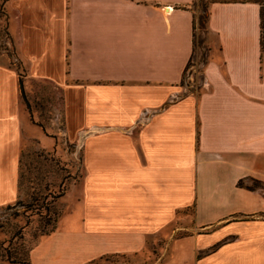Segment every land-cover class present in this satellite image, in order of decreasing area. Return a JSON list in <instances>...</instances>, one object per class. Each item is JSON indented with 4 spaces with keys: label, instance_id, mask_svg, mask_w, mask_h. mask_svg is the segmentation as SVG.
<instances>
[{
    "label": "crops",
    "instance_id": "crops-1",
    "mask_svg": "<svg viewBox=\"0 0 264 264\" xmlns=\"http://www.w3.org/2000/svg\"><path fill=\"white\" fill-rule=\"evenodd\" d=\"M193 1L9 0L20 60L61 89L68 136L102 131L84 148L79 226L59 229L60 217L31 264L53 238L52 264L143 255L190 205L189 232L164 233L149 264H264L263 250L246 248L264 236V220L250 216L264 214L263 188L236 185L264 184V5L210 1L200 90L171 103L192 54ZM21 104L16 70L0 63V206L18 195ZM223 188L236 207L202 215L200 192Z\"/></svg>",
    "mask_w": 264,
    "mask_h": 264
},
{
    "label": "rangeland",
    "instance_id": "rangeland-1",
    "mask_svg": "<svg viewBox=\"0 0 264 264\" xmlns=\"http://www.w3.org/2000/svg\"><path fill=\"white\" fill-rule=\"evenodd\" d=\"M210 1H193L192 8L195 10L194 17L197 26L200 16L203 15L202 3L209 5ZM205 32L203 28H197V41L205 36ZM16 34V21L9 0H0V63L14 68L17 74L20 73L27 102L21 99L22 135L18 170V198L16 197L12 203H9L14 204L21 200L24 205L19 207L21 209L18 213H15V209H5L4 205L0 206V264H14L8 261L7 251L15 253L17 257L24 258L16 264H25L24 261L28 259L30 261V249L47 235L40 231L45 230L48 234L53 232L60 217L59 229L67 230L79 226L77 223V218L81 214L79 204L82 200L83 183L87 171L83 159L84 148L89 139L102 134L101 129L88 128L84 132H79L74 138L68 136L63 121L61 89L49 81L38 80L28 75L27 65L19 57ZM201 56L202 44L196 46L192 64L187 68L184 79L180 83L182 92H172V95L170 94L168 97L169 102L178 100L183 94L193 96L198 89L200 90L203 70ZM242 185V187L247 185L263 188V191L260 190V192H264L263 182L258 183L244 179ZM31 197L38 198L39 203L42 199L50 201L49 211L45 212L41 208V215H38L36 214L38 206L36 208L32 206L33 208L28 210L25 206L32 204ZM199 202L202 207V215L209 214L210 218L213 216L215 219L227 215L239 203L238 195L233 193L232 189L227 188L219 191H201ZM55 212L58 214L54 229L53 225H46L45 222L46 219H53ZM250 216L264 220L262 213ZM194 217V205L178 209L174 221L160 233L159 240L149 241L143 255H103L89 264H131L132 262L136 264L137 259L142 260V264H149L152 262L154 256L151 257V255L155 249L163 248L166 245L167 239L161 238L162 235L164 233L171 234V230L178 226L183 229L177 231L176 236L187 234L193 225ZM233 217L234 220H238L246 218V215L236 213ZM7 218L9 219L6 221ZM257 230L262 231L263 229ZM13 231H19L18 236L12 237ZM205 231L202 229V232ZM57 242L58 239L53 238L41 252L35 253L31 258L34 264H52L55 260L52 259V255L58 254L55 250ZM246 248L264 251V236L257 235L256 238L246 240ZM49 257L51 258L48 259Z\"/></svg>",
    "mask_w": 264,
    "mask_h": 264
},
{
    "label": "trees",
    "instance_id": "trees-1",
    "mask_svg": "<svg viewBox=\"0 0 264 264\" xmlns=\"http://www.w3.org/2000/svg\"><path fill=\"white\" fill-rule=\"evenodd\" d=\"M253 1H256V2H258V3H260L261 4V6H262V9H263V5H264V0H253ZM202 14L203 15H201L200 17V19H199V25L197 26V22H196V19H195V17L193 18V48H192V54H191V57H190V59L188 60V62H187V64H186V66H185V68H184V71H183V74H182V80H181V82L183 81V79H184V76H185V73H186V70H187V68L190 66V64H192V61H193V58H194V53H195V51H196V46L197 45H201L202 44V56L200 57L201 58V61H204V59H205V55H206V52H207V46H206V44H205V36L202 38V39H199L198 41H197V39H196V30H197V28L199 27V28H203L204 29V31H206V21H207V13H206V15H205V12H207V10H208V5H203V3H202ZM261 16H262V10H261ZM204 44V45H203ZM18 82H19V88H20V95H21V99H23L25 102H26V100H25V92H24V88H23V81H22V76H20V73H18ZM27 103V102H26ZM20 157H21V151H20V156H19V167H20ZM250 180H253V181H256V182H258V183H262L261 181H259V180H256V179H253V178H249ZM18 180H19V176H18ZM244 181V179H239L238 181H237V183H236V185L238 186V187H242L243 185H242V182ZM18 188H19V181H18ZM246 189H249V190H253V189H255L256 187H253V186H247L246 185V187H245ZM61 195V194H60ZM53 197V196H52ZM17 198H18V196H17ZM32 198V204H30V205H26L25 207H27L28 208V210H29V208L31 209V208H33L32 206H34V208H36L37 206H38V209H37V211H36V214H38V215H41V211H40V209L42 208V209H44L45 210V212H48L49 211V209H50V201H46L45 199H42V201L39 203V200H38V198H36V197H31ZM34 204V205H33ZM53 204V201H52V203H51V205ZM22 205H24L23 203H22V201L20 200V201H16L14 204H7V205H4L5 206V209H8V208H11V209H15V213H18L19 211H20V209L21 208H19L20 206H22ZM36 205V206H35ZM2 207V206H1ZM58 214V212H55V217H53V219H46V222H45V224L46 225H53L52 227L54 228L55 227V223H56V221H57V215ZM9 218H7L6 219V221L8 220ZM55 229V228H54ZM40 232H44L45 234H48V233H46L45 232V230H42V231H40ZM51 233V232H50ZM18 234H19V231H13V234H12V237H15V236H18ZM216 246V245H215ZM215 246H214V248H215ZM213 249V248H212ZM31 250V249H30ZM30 252V251H29ZM6 257H7V259H8V261L9 262H11V263H14V264H16V263H18L20 260H24V258L23 257H21V256H18L17 257V255L15 254V253H13V252H11V253H9L8 251L6 252ZM25 262V264H30V261H29V259L27 260V261H24Z\"/></svg>",
    "mask_w": 264,
    "mask_h": 264
}]
</instances>
